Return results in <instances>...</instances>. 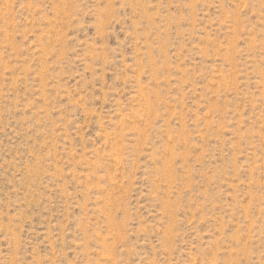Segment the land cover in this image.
<instances>
[{
	"label": "rangeland",
	"instance_id": "1",
	"mask_svg": "<svg viewBox=\"0 0 264 264\" xmlns=\"http://www.w3.org/2000/svg\"><path fill=\"white\" fill-rule=\"evenodd\" d=\"M0 264H264V0H0Z\"/></svg>",
	"mask_w": 264,
	"mask_h": 264
}]
</instances>
